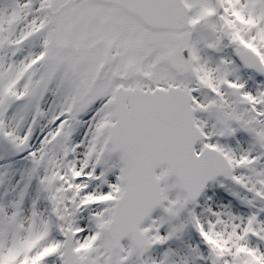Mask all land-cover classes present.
Returning a JSON list of instances; mask_svg holds the SVG:
<instances>
[{"label": "snow or ice", "instance_id": "1", "mask_svg": "<svg viewBox=\"0 0 264 264\" xmlns=\"http://www.w3.org/2000/svg\"><path fill=\"white\" fill-rule=\"evenodd\" d=\"M0 264H264V0H0Z\"/></svg>", "mask_w": 264, "mask_h": 264}]
</instances>
